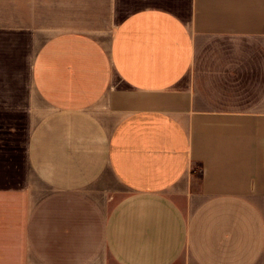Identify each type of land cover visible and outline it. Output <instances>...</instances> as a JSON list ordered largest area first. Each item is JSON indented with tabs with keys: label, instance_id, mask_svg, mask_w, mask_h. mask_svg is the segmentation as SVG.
Segmentation results:
<instances>
[{
	"label": "crops",
	"instance_id": "1",
	"mask_svg": "<svg viewBox=\"0 0 264 264\" xmlns=\"http://www.w3.org/2000/svg\"><path fill=\"white\" fill-rule=\"evenodd\" d=\"M0 264H264V0H0Z\"/></svg>",
	"mask_w": 264,
	"mask_h": 264
}]
</instances>
